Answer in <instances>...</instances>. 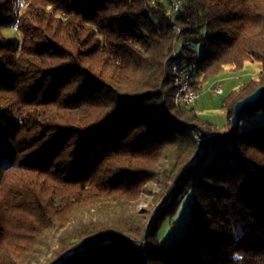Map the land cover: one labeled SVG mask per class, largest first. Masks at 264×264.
Segmentation results:
<instances>
[{
  "label": "trees",
  "instance_id": "obj_1",
  "mask_svg": "<svg viewBox=\"0 0 264 264\" xmlns=\"http://www.w3.org/2000/svg\"><path fill=\"white\" fill-rule=\"evenodd\" d=\"M178 1L0 0V264H264V0Z\"/></svg>",
  "mask_w": 264,
  "mask_h": 264
},
{
  "label": "rangeland",
  "instance_id": "obj_2",
  "mask_svg": "<svg viewBox=\"0 0 264 264\" xmlns=\"http://www.w3.org/2000/svg\"><path fill=\"white\" fill-rule=\"evenodd\" d=\"M5 33L10 36L12 35L9 30ZM261 69L262 64L260 62L246 63L244 70L239 73H233L226 69L217 79L202 85V88L198 92V98L193 105L194 110L202 119L222 125L225 122V114L222 107L223 98L247 79L256 78ZM219 84L223 90L222 94L215 92V88Z\"/></svg>",
  "mask_w": 264,
  "mask_h": 264
},
{
  "label": "water",
  "instance_id": "obj_3",
  "mask_svg": "<svg viewBox=\"0 0 264 264\" xmlns=\"http://www.w3.org/2000/svg\"><path fill=\"white\" fill-rule=\"evenodd\" d=\"M261 105H264V85L259 87L256 91H254L253 93L246 96L241 101H239L235 104L233 116L230 119L231 127H230L228 133L229 134L234 133L238 129L240 117L242 114L249 113ZM204 145H205V142L202 144L200 150H202L204 148ZM184 174H185V171L177 179L176 186L172 189L171 194H173L178 189V185H179L181 178ZM150 226H151V222H149V224L147 226V231L149 230ZM113 241L130 244L129 241L124 240V239H114Z\"/></svg>",
  "mask_w": 264,
  "mask_h": 264
},
{
  "label": "bare ground",
  "instance_id": "obj_4",
  "mask_svg": "<svg viewBox=\"0 0 264 264\" xmlns=\"http://www.w3.org/2000/svg\"><path fill=\"white\" fill-rule=\"evenodd\" d=\"M154 0H150V3L153 4ZM178 2V8H179V1L177 0ZM175 32L178 34L180 32V30L178 28H175ZM176 51H174L172 53V56H176ZM186 71H183V74L182 71H181V67L180 65H175L173 67V73L175 74L174 76V86L176 87V90H175V93H174V102L175 103H182V104H186V105H189V106H192V101H181L180 98H178L179 95H182V90L184 88H187L188 87V84H191L192 83V80H193V73H192V70L191 68L189 67L188 69H185ZM197 96H198V92H197Z\"/></svg>",
  "mask_w": 264,
  "mask_h": 264
},
{
  "label": "built area",
  "instance_id": "obj_5",
  "mask_svg": "<svg viewBox=\"0 0 264 264\" xmlns=\"http://www.w3.org/2000/svg\"><path fill=\"white\" fill-rule=\"evenodd\" d=\"M158 1H160V0H154L153 4H155ZM170 1H171L172 11H174V12L177 11L178 10V2H177V0H170ZM184 71H186V70H184ZM181 74H183V71H182ZM215 92L218 93V94H222L223 93V90H222L220 84L215 88ZM178 98H180L182 102L183 101H192V106H193L195 104L198 96H197V92L192 88L191 84H188V87L184 88L182 90V95H179Z\"/></svg>",
  "mask_w": 264,
  "mask_h": 264
}]
</instances>
